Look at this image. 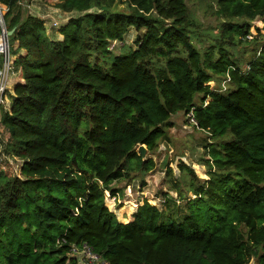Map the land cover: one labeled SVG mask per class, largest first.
Masks as SVG:
<instances>
[{
  "label": "trees",
  "instance_id": "1",
  "mask_svg": "<svg viewBox=\"0 0 264 264\" xmlns=\"http://www.w3.org/2000/svg\"><path fill=\"white\" fill-rule=\"evenodd\" d=\"M21 1L0 0L15 29L11 55L26 50L14 60L23 81L0 117L8 152L24 161L22 178L0 171V264H80L72 248L85 243L108 264H264V40L244 68L222 45L203 56L187 0H120L127 11L116 0H61L81 14L57 40ZM217 4L230 40L233 27L251 36L232 20L264 22V0ZM131 28L137 48L115 55L111 43ZM179 111L220 138L206 144L209 179L181 162L182 182L167 166L161 204L144 200L120 221L106 191L155 169L139 145L169 142Z\"/></svg>",
  "mask_w": 264,
  "mask_h": 264
},
{
  "label": "rangeland",
  "instance_id": "2",
  "mask_svg": "<svg viewBox=\"0 0 264 264\" xmlns=\"http://www.w3.org/2000/svg\"><path fill=\"white\" fill-rule=\"evenodd\" d=\"M58 3L53 0L50 2L47 0H22L19 3V7L26 12L25 14H31L42 19L45 22L48 35L54 37L58 30L69 21V19L60 16L59 13L62 10L57 7ZM187 4L190 10V16L195 22L191 27V39L203 56L211 49H215V56H217L219 46L222 45L230 52L232 58H234L240 67H246V64L254 57L256 49L264 40L263 19L258 17L252 21L246 18L232 20L242 25L249 24L251 26L249 35L252 38L250 36L240 35L233 27L230 32L237 35L235 40H230L222 36V30L227 20L217 13L219 9L217 0H187ZM114 7L116 10H128L127 4L120 2V0H116ZM0 10L1 16L5 19L7 7L0 4ZM258 26L263 29L262 34L256 32L257 30L255 28ZM1 32L2 27L0 24V34ZM138 34L136 29L131 28L125 35L123 41H113L111 43L110 50L115 55H118L136 49ZM15 46H18V43ZM13 58L12 55L10 70L6 73L3 68V60L0 59V68L2 71L0 86L2 85L5 90L0 95V117L3 109L9 110L11 108V102L9 103L8 99V87L11 77L16 73V68H18L17 65H14ZM94 59L93 57L92 60ZM220 81L221 79L218 81L210 80L208 84L211 87H218ZM171 120L173 122L172 126L168 128L170 141L161 142L155 151H147L144 156L145 159L153 158L155 160V169L149 173L132 172L129 179L114 181L111 186L115 190H119L116 195H112L111 191H106V205L117 214L119 220L122 222H127L133 212L138 209L137 206L139 203L144 200H148L158 206L161 204L162 197L159 196L161 191H169L167 166L173 170L174 176L182 182L185 181V176L181 174V170L179 169L181 162L192 167L199 178L204 180L209 179V166L204 163L206 144H210V142L218 144L221 142L219 141L220 138L212 137L208 132L198 128L190 120L189 116L182 111L173 114ZM9 139V134L4 129L0 119V171L5 172L10 177L22 178L24 161L22 158L13 155L12 152H8ZM171 194L177 196V193L174 191ZM189 195L194 197L192 193ZM255 261L256 259L253 258L250 264H255Z\"/></svg>",
  "mask_w": 264,
  "mask_h": 264
},
{
  "label": "built area",
  "instance_id": "3",
  "mask_svg": "<svg viewBox=\"0 0 264 264\" xmlns=\"http://www.w3.org/2000/svg\"><path fill=\"white\" fill-rule=\"evenodd\" d=\"M0 24L2 27V32L0 34V42H4V47L0 44V59L3 60V68L5 69V73L10 70L11 62H12V55L10 53V43H9V36L6 35V22L3 16H1V10H0ZM252 38V36H250ZM2 76V71L0 68V77ZM5 91L4 87L0 86V95L2 92ZM193 122L197 126V122L195 121L193 117V112L188 115ZM162 202V198H161ZM72 251L74 252V255L76 256L78 262L80 264H108L106 260L102 259L99 254H97L89 245L86 243L82 246H73Z\"/></svg>",
  "mask_w": 264,
  "mask_h": 264
},
{
  "label": "crops",
  "instance_id": "4",
  "mask_svg": "<svg viewBox=\"0 0 264 264\" xmlns=\"http://www.w3.org/2000/svg\"><path fill=\"white\" fill-rule=\"evenodd\" d=\"M36 1V0H34ZM48 2H50L51 0H47ZM53 1H56V2H60L61 0H53ZM61 10V9H60ZM60 16L62 17H65L67 19H70L71 17H76L78 15H80L81 13L78 12V11H73V12H65L62 10V12L59 13ZM68 21V20H67ZM52 37L53 39H57V40H62L63 39V35L61 34L60 30H58V32L56 33V35L53 37V36H50ZM17 47V46H16ZM26 54V50L25 49H21L17 55H13V60H15L17 57L19 56H22V55H25ZM14 65L16 66V64L14 63ZM16 73H14V75L11 77V80H10V83H9V87H8V91H9V95H8V99H9V103L11 102V95L14 94V90L16 88V86L21 83L23 81V79L21 78V69L20 68H16L15 70ZM15 76V77H14ZM146 190V189H145ZM163 191H161V193H163ZM169 192V191H168ZM161 195V194H160ZM159 195V196H160ZM144 201H142L141 203H139V205L137 206V208L143 204ZM137 211V210H136ZM133 212L132 216H130V219L127 221H132L134 219V214L135 212Z\"/></svg>",
  "mask_w": 264,
  "mask_h": 264
},
{
  "label": "water",
  "instance_id": "5",
  "mask_svg": "<svg viewBox=\"0 0 264 264\" xmlns=\"http://www.w3.org/2000/svg\"><path fill=\"white\" fill-rule=\"evenodd\" d=\"M11 20H12V17L9 18L8 24L11 22ZM6 29H7L6 30L7 36H10L13 33V31L15 30V29L8 30L7 25H6ZM139 152H140V155L145 156L147 153V146L145 144L139 145Z\"/></svg>",
  "mask_w": 264,
  "mask_h": 264
},
{
  "label": "bare ground",
  "instance_id": "6",
  "mask_svg": "<svg viewBox=\"0 0 264 264\" xmlns=\"http://www.w3.org/2000/svg\"><path fill=\"white\" fill-rule=\"evenodd\" d=\"M0 44L2 45V47H4V45H5L3 41H1Z\"/></svg>",
  "mask_w": 264,
  "mask_h": 264
}]
</instances>
